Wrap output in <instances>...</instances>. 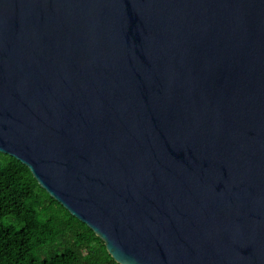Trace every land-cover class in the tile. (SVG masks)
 <instances>
[{"label": "water", "instance_id": "water-1", "mask_svg": "<svg viewBox=\"0 0 264 264\" xmlns=\"http://www.w3.org/2000/svg\"><path fill=\"white\" fill-rule=\"evenodd\" d=\"M0 153L117 264H264V0H0Z\"/></svg>", "mask_w": 264, "mask_h": 264}, {"label": "trees", "instance_id": "trees-1", "mask_svg": "<svg viewBox=\"0 0 264 264\" xmlns=\"http://www.w3.org/2000/svg\"><path fill=\"white\" fill-rule=\"evenodd\" d=\"M0 264H117L103 241L0 153Z\"/></svg>", "mask_w": 264, "mask_h": 264}]
</instances>
